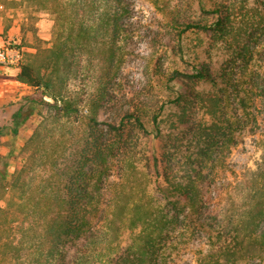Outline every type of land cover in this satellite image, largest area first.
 I'll return each instance as SVG.
<instances>
[{
    "label": "trees",
    "instance_id": "1",
    "mask_svg": "<svg viewBox=\"0 0 264 264\" xmlns=\"http://www.w3.org/2000/svg\"><path fill=\"white\" fill-rule=\"evenodd\" d=\"M19 4L50 11L55 38L49 46L37 45L18 67V80L33 92L10 104L14 112L0 126V137L17 138L29 117L40 116L13 173L12 151L0 153V264H158L185 221L195 222L209 237L198 264L261 255L264 166L234 185L226 200L212 191L215 201L208 203L207 179L193 164L198 156L208 158L234 144L231 118L247 104L242 97L234 106L230 90L264 96L255 56L260 51L244 41L247 27H264V0H221L213 9L203 7L212 22L171 15L172 30L158 47L171 49L178 65L167 69L155 59V95L138 94L119 106L106 89L131 39V1ZM192 34L210 37L212 48L224 45L227 56L219 69L188 57L192 49L184 42ZM86 71L91 84L82 83L81 90L88 85L95 91L84 96L71 84ZM210 84L220 85L219 92L206 90ZM229 106L235 107L233 115ZM201 111L211 116L210 123ZM183 128L191 130L198 149L192 158L170 144L171 135Z\"/></svg>",
    "mask_w": 264,
    "mask_h": 264
},
{
    "label": "rangeland",
    "instance_id": "2",
    "mask_svg": "<svg viewBox=\"0 0 264 264\" xmlns=\"http://www.w3.org/2000/svg\"><path fill=\"white\" fill-rule=\"evenodd\" d=\"M130 1L134 10L133 25L130 27L131 39L122 58L120 69L111 72V84L106 89L109 93L107 96L113 98V103L118 106L138 94L147 95L148 97L155 95L151 87L154 82L153 67L155 59H160L161 62L165 63L167 69H171L170 66L178 65L179 57L174 56L171 49L163 51L158 47L160 38L168 36L170 30H172L169 17L171 15H181L196 19L204 18L212 22L214 20L213 17L204 14L202 11L203 7L205 10L213 9L214 3L221 0ZM235 1L239 2L240 0ZM249 1L251 2L252 0ZM5 8L4 6L0 11H6ZM16 20H18L16 28L19 27L21 29L22 37L9 36V34L4 36L7 41H11L23 49L24 60L35 53L37 45L46 47L54 41V15L50 11H34L29 8H23L19 10ZM247 31L248 36L244 38V41L256 43L257 50L260 51L255 56L258 64L262 66V76L258 80L260 85H264V27H247ZM210 43V37L202 34H192L188 36L184 45L188 50L191 47L195 52L187 50L186 54L188 57H199L200 60L206 59L212 66H215V69H219L227 56L223 50L224 45L219 43V46H213L212 48ZM208 51L211 52V57H209ZM185 66L188 67L189 65ZM90 75L89 72H84L81 78L79 77L72 82L71 87L82 91L84 96L91 94L95 90L88 86L91 84L89 82ZM87 82H89L87 87L81 90L82 83L86 84ZM220 87L218 85L214 88L213 84H210L205 89L212 90V93L214 91L217 93ZM177 88L179 91L184 92L180 84ZM248 92L245 88L240 90L239 93L230 90L229 96H227L234 103V106L239 103L242 97L245 98L247 104L246 108L240 109L238 118L233 116L231 118L234 124L232 131L236 139L234 144L229 145L225 150H216L208 158L198 156L197 162L193 164V167L196 166L207 179L203 186L208 188V203H214L215 201V199L212 200L210 198L212 191H218V194L223 195V200H226L227 198L225 199V197H229L232 194L231 191H233L232 187L234 185L244 182L250 177L248 174L251 171L264 166V96H256ZM226 102H228L227 98ZM234 106L228 107L229 115L235 113ZM13 112L14 107L9 105L4 109H0V126L7 123L6 116L11 115ZM203 113L201 111L199 116L202 117ZM111 114L112 111L109 110L107 115ZM204 115L205 121L210 123L211 116L205 113ZM39 119L40 116L37 113L29 117L17 138H12L10 135L0 137V153L9 155L12 151L10 173H13L16 164L22 161L21 150ZM192 138L191 130L183 128L179 133L171 135L169 139L171 140V146L174 147L173 151L176 152L179 148L182 153L187 154V156L190 155L192 158L193 153L198 151ZM184 163H186L185 160H183ZM181 168L183 172L186 171V166ZM207 215L205 214V219ZM193 223L185 221L179 225L171 242L160 255L158 264H198V259L202 258L207 252L209 237L203 229ZM260 230L261 233L264 232V221ZM129 237V234L123 237L124 243ZM2 264H21V262L11 260ZM227 264H264V252L246 261Z\"/></svg>",
    "mask_w": 264,
    "mask_h": 264
},
{
    "label": "crops",
    "instance_id": "3",
    "mask_svg": "<svg viewBox=\"0 0 264 264\" xmlns=\"http://www.w3.org/2000/svg\"><path fill=\"white\" fill-rule=\"evenodd\" d=\"M20 1L22 0H0V5L6 7V11H0V46L8 42L4 36L5 34L22 37L21 29L19 27L16 28L18 25L16 17L19 15L20 9H27V7L26 5H20ZM18 72V68H12L0 73V109H4L8 105L10 106V104L33 92L32 87L18 80Z\"/></svg>",
    "mask_w": 264,
    "mask_h": 264
},
{
    "label": "built area",
    "instance_id": "4",
    "mask_svg": "<svg viewBox=\"0 0 264 264\" xmlns=\"http://www.w3.org/2000/svg\"><path fill=\"white\" fill-rule=\"evenodd\" d=\"M3 8V5H0V9ZM23 60V49L11 41L0 46V73L6 69L18 68Z\"/></svg>",
    "mask_w": 264,
    "mask_h": 264
}]
</instances>
